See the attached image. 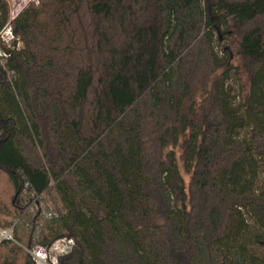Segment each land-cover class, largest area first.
I'll list each match as a JSON object with an SVG mask.
<instances>
[{
    "label": "trees",
    "instance_id": "trees-1",
    "mask_svg": "<svg viewBox=\"0 0 264 264\" xmlns=\"http://www.w3.org/2000/svg\"><path fill=\"white\" fill-rule=\"evenodd\" d=\"M9 22L0 264L62 236L58 264H264V0H0Z\"/></svg>",
    "mask_w": 264,
    "mask_h": 264
},
{
    "label": "built area",
    "instance_id": "built-area-1",
    "mask_svg": "<svg viewBox=\"0 0 264 264\" xmlns=\"http://www.w3.org/2000/svg\"><path fill=\"white\" fill-rule=\"evenodd\" d=\"M30 2H38V0H16L15 3L19 7V10L11 14V19H14L17 13L23 10ZM15 38L11 23L9 22L0 30V42L9 48ZM5 57H7V52L0 48V60H3ZM0 236L6 239H13L11 230H0ZM74 245L75 241L72 237L62 236L47 246H36L28 251L36 264H58L59 257L70 253Z\"/></svg>",
    "mask_w": 264,
    "mask_h": 264
},
{
    "label": "rangeland",
    "instance_id": "rangeland-1",
    "mask_svg": "<svg viewBox=\"0 0 264 264\" xmlns=\"http://www.w3.org/2000/svg\"><path fill=\"white\" fill-rule=\"evenodd\" d=\"M10 6V10H11V14L14 12H17L19 10V7L16 6V0H6ZM212 20L214 21L217 16L215 14H211L210 15ZM222 44L225 45V47L228 50V53L230 55L231 58V63L233 66L238 67L239 71L237 73V85L238 87H240L244 93L247 92L248 87H249V83L247 80V75L245 73V71L242 69V57H241V53H240V49L239 46L237 44V41L235 40V38L233 36H231L227 41L221 40ZM177 153H178V157L181 154V151L179 149H177ZM179 166L181 169V172L183 174V176L185 177L186 181H189V176L186 175L184 173L183 167H182V162L181 160H179Z\"/></svg>",
    "mask_w": 264,
    "mask_h": 264
}]
</instances>
